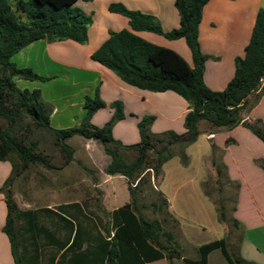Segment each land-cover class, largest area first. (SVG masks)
Here are the masks:
<instances>
[{
  "label": "trees",
  "instance_id": "trees-1",
  "mask_svg": "<svg viewBox=\"0 0 264 264\" xmlns=\"http://www.w3.org/2000/svg\"><path fill=\"white\" fill-rule=\"evenodd\" d=\"M78 1L92 0H0V120L5 122L0 124V162L9 161L13 173L18 166L21 171L35 165L51 169L47 158L38 152L39 144L34 136L39 131L54 136V145L66 164L74 159L75 154L74 147L68 143L70 139L79 136L94 140L110 157L105 173L122 175L127 179L131 201L111 214L113 229L105 235L100 230L93 232L83 228L81 218L84 213L80 204H73V224L50 208L21 210L12 198V191L5 190L12 184V177L9 178L3 188L7 206L3 231L8 237L14 264H38L37 248L41 237L45 240L43 245L60 248L67 244V241L55 244L54 234L40 223L43 216L56 217L69 224L67 229L73 235L70 243L69 236L67 239L72 246L69 249H73V264L85 261L93 264H146L163 259L168 264L180 259L184 264H209V255L215 250H220L228 264H251L240 254L234 257L230 253L226 238L199 246L197 258L184 257L173 235L163 231L160 220H149L140 214L138 200L145 191H156L152 176L156 179L161 175L163 164L173 157L176 147L182 162L189 163L184 148L197 141L202 121L215 128L234 129L242 125L264 143L263 119L247 122L243 117L259 104L264 95V7L256 15L244 56L236 59L233 78L224 90L214 91L204 81L208 56L202 53L199 42L203 9L210 0H174L180 26L169 32H164L151 15L129 10L120 3L111 4L109 10L127 17L130 29L110 32L109 38L91 58L130 86L151 92L172 91L190 105L184 119V133L152 134L153 117H144L138 124L140 141L124 145L112 134L114 124L124 117L120 104H114L115 113L111 120L103 127H97L91 123L92 116L106 103L98 95L87 96L84 104L86 115L82 122L78 126L58 130L51 126L53 110L43 100L41 91L21 89L17 85V79L48 80L30 68H18L12 61L23 48L41 39L87 42L93 20L77 6ZM139 31L161 34L170 40L185 39L192 53V65L176 51L143 39L136 34ZM253 94L256 96L251 101ZM127 153L134 156L129 158ZM213 167L217 183H220L226 167L216 162H213ZM261 167L264 170V161ZM19 174L20 171L17 172ZM225 176L230 183L227 174ZM158 194L162 204L168 208L167 201L161 193ZM152 205L156 211L161 210L160 205ZM218 213L219 220L226 222L223 206L218 208ZM234 223L240 225L237 219ZM26 240L32 246L30 251L23 243Z\"/></svg>",
  "mask_w": 264,
  "mask_h": 264
},
{
  "label": "crops",
  "instance_id": "crops-1",
  "mask_svg": "<svg viewBox=\"0 0 264 264\" xmlns=\"http://www.w3.org/2000/svg\"><path fill=\"white\" fill-rule=\"evenodd\" d=\"M113 3H120L129 10L153 16L164 32L180 26V17L174 0L78 1L77 6L91 15L93 20L88 29L87 42L80 44L72 40L51 42L41 39L23 48L13 56L12 61L18 68H30L48 80L17 79V85L21 89L41 91L43 100L53 110L50 123L54 129L78 126L86 115L84 107L86 97L98 95L106 106L93 114L91 123L103 127L115 113L114 104H120L124 117L114 124L112 134L124 145H133L140 141L138 124L144 117H153L150 127L152 134L160 135L168 131L184 133V119L190 111V105L185 99L172 91L151 92L130 86L113 71L91 58L109 38L111 30L118 32L130 29L127 17L109 10ZM261 3L262 0H210L205 5L199 27V42L202 53L208 56L205 62L204 81L210 89L222 91L233 78L236 59L245 54L256 15L262 7ZM99 14L102 17H98ZM136 34L155 45L176 51L192 65V53L185 39L170 40L164 35L150 31H139ZM263 98L264 95L259 104L247 114L245 117L247 122L252 121L251 114ZM199 130L197 141L184 148L189 163L182 162L178 153L179 148L176 147L173 157L163 164L161 175L156 179L152 176L154 189L167 201L169 214L180 222L202 218L206 203L212 204L217 212V204L207 193L206 183L211 173H215L213 162L217 161L216 152H221L220 163L226 167L227 177L240 184L241 191L237 195L235 211L237 214L235 219L240 222L243 229L239 254L251 264H264V170L261 167L264 155L253 149V145L256 147L259 145L264 153V146L260 143L262 141L255 138V135L242 125L234 129H225L212 127L208 122L202 121L199 123ZM242 130L244 134H238L242 133ZM79 142L86 155L90 142L97 143L83 138H80ZM101 155L103 166L98 167L100 172L95 180L103 194L101 205L113 229L111 214L128 204L131 197L127 179L122 175H107L105 167L110 162V157L103 151ZM242 164H245L248 170H243L240 166ZM248 171L254 173V178L247 175ZM12 176V164L9 161L0 162V264H14L10 243L3 231L7 216L3 188ZM75 203L81 205L84 213L80 201L66 202L60 205L59 211H54L73 224ZM245 205L249 206L250 213L242 218L239 214L241 207ZM40 223L43 224L41 220ZM57 226L56 230L46 227L54 234L55 244L57 241H67V244L59 248L57 245L39 243L38 264H73V249H69L72 247L69 243L73 232H69L67 229L69 224L65 221L59 220ZM62 230L66 231L63 239L58 236ZM184 235L192 240L196 232L193 233L192 230ZM42 246L53 249L48 262L42 259ZM159 261L146 264H155ZM81 264L93 263L85 261Z\"/></svg>",
  "mask_w": 264,
  "mask_h": 264
},
{
  "label": "rangeland",
  "instance_id": "rangeland-1",
  "mask_svg": "<svg viewBox=\"0 0 264 264\" xmlns=\"http://www.w3.org/2000/svg\"><path fill=\"white\" fill-rule=\"evenodd\" d=\"M261 5L264 7V0H262ZM98 17L102 16L99 14ZM112 31L116 30H111V32ZM255 96L256 94L251 95L250 100L253 101ZM247 114L249 113L246 112L243 114L244 119ZM251 117L253 118L251 122H254L257 118H261L264 121V98L254 112H252ZM0 124L3 125L5 122L0 120ZM241 132L242 133L238 134H244L243 130ZM254 137L257 138L256 136ZM34 138L39 144L38 152L47 158L52 168L48 169L43 165H35L26 171H21V167L18 166L16 172L13 173L11 186H7L5 190L7 191L10 189L12 191L13 200L17 203L19 208L23 210L51 208L52 210L59 211V206L61 204L80 201L84 209V215L81 218V225L83 228L93 232L100 230L107 235L112 231V228L109 224L108 216L101 205L103 194L99 187H97V181L95 180L100 172L98 167L103 166V156L101 152L103 151L104 153V150L102 145L90 142V146L88 147L89 152L88 155H86L79 142L81 137L75 136L73 140L70 139L68 141L75 149L74 159L66 164L58 148L54 145L53 135L39 131L35 134ZM260 143L264 146L263 142ZM253 146L255 151L264 155L259 145H257V147L256 145ZM216 153L215 160L219 162L217 163L216 161V163L222 165L220 163L221 152ZM127 155L129 158L134 156L131 153H127ZM15 161L18 163L17 158H15ZM240 166L243 170H248L245 164ZM234 170L236 169L234 168ZM234 170L232 171L234 172ZM18 171H20L19 175H17ZM223 173L224 176L220 183H217L216 172L213 174L211 173L206 183V189L207 193L217 204V210L220 206H223L226 218V222L224 223L219 220L218 211L216 212L213 205L209 203L205 205V214L202 218L195 220L186 219L180 222L169 214L167 207L162 204V199L157 191H145L139 196L138 204L140 214L149 220H160L163 231L173 235L177 247L184 257L197 258V248L199 246L221 238L227 239L228 249L234 257L239 255V246L243 238V229L239 224H235L234 222L237 217V214H235L238 199L237 195L241 190L240 187H238L239 182L230 180L231 182L229 183L226 179L224 169ZM247 175H249L250 178H254V173L251 171H248ZM244 193L246 195L245 191ZM153 203L160 205L161 210L156 211L152 207ZM249 213L250 208L248 205H245L241 207L239 216L245 218ZM41 222L51 230H56L59 220L56 217L43 216L41 217ZM18 224L21 225L20 222ZM193 227L197 229L195 230ZM192 230L193 233L196 232V235L192 240L187 239L184 233ZM65 233V230L59 232V238L63 239ZM39 242L43 245L45 242L44 238L41 237ZM23 243L27 246V249H32L29 240ZM164 243L167 244V242ZM52 252L53 249L51 247L42 246V259L45 260L44 262H48ZM155 264H168V262L162 260ZM173 264L184 263L180 259L174 260ZM209 264L228 263L222 256L220 250H215L209 255Z\"/></svg>",
  "mask_w": 264,
  "mask_h": 264
}]
</instances>
